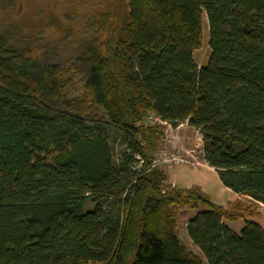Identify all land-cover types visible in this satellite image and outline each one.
Segmentation results:
<instances>
[{
  "label": "trees",
  "instance_id": "16d2710c",
  "mask_svg": "<svg viewBox=\"0 0 264 264\" xmlns=\"http://www.w3.org/2000/svg\"><path fill=\"white\" fill-rule=\"evenodd\" d=\"M116 2L61 65L0 32V264H264L242 201L222 208L146 171L162 128L142 123L186 122L220 184L264 208V0H120V20ZM184 207L204 263L179 239Z\"/></svg>",
  "mask_w": 264,
  "mask_h": 264
},
{
  "label": "rangeland",
  "instance_id": "374dc122",
  "mask_svg": "<svg viewBox=\"0 0 264 264\" xmlns=\"http://www.w3.org/2000/svg\"><path fill=\"white\" fill-rule=\"evenodd\" d=\"M108 1L110 0H0V32L24 54L40 58L44 62L61 65L77 56L81 48L93 37V12L99 4ZM122 12L123 5L118 0L113 5V14L117 20H120ZM208 54L207 25L203 16L202 47L193 53L197 69L205 66ZM76 90H79V87ZM164 132L162 129V139L158 142L156 151H165L168 154L179 152L178 154L182 157L187 151L193 159H189L192 162L189 165L176 163L159 169L165 177L171 172L173 180L181 187L200 182L202 174L201 179L207 181L211 187V189L207 187L204 197L213 202L215 189L212 180L219 186L220 182L215 172L206 168L202 161L198 133L187 125L171 127ZM190 172L200 176L193 177L189 175ZM165 183H167V177ZM195 188L200 191L199 187L195 186ZM218 198L225 204L226 198L222 193H219ZM240 200L244 209L250 214L245 220L258 224L264 231V208L261 205L252 204L247 199ZM201 210L202 208H199V211ZM196 213L186 207L178 210L177 233L185 248L204 263L202 255L191 245L185 233L187 221ZM243 213L233 211L231 214L236 217V222L223 221V224L233 232H238L243 225Z\"/></svg>",
  "mask_w": 264,
  "mask_h": 264
},
{
  "label": "built area",
  "instance_id": "2783aa9c",
  "mask_svg": "<svg viewBox=\"0 0 264 264\" xmlns=\"http://www.w3.org/2000/svg\"><path fill=\"white\" fill-rule=\"evenodd\" d=\"M142 123L145 125H154L161 127L165 132L166 130H170L171 126L163 121H161L159 118L153 116L151 113H148L146 117L142 119ZM182 125H187L186 122L181 123L178 125V127H181ZM166 129V130H165ZM164 132V133H165ZM179 153V152H178ZM178 153H172L168 154L165 151H155L152 159L147 163V170L153 168H161L164 166H171L178 164H191L192 162L190 160L193 159L192 156H190V153L185 151L183 157ZM190 159V160H189ZM137 167H141L143 165V161L140 158H137Z\"/></svg>",
  "mask_w": 264,
  "mask_h": 264
},
{
  "label": "crops",
  "instance_id": "0c3cea01",
  "mask_svg": "<svg viewBox=\"0 0 264 264\" xmlns=\"http://www.w3.org/2000/svg\"><path fill=\"white\" fill-rule=\"evenodd\" d=\"M205 164V163H204ZM206 168L212 170L211 168H209L206 164H205ZM203 171V170H202ZM213 171V170H212ZM171 173V172H170ZM168 173L166 175L167 177V185L171 186V187H174V188H178V189H189L190 187L192 186H197L199 187L200 189V192L202 193V195L204 196L205 195V191L207 190V187H210V184L207 183V181H203L201 178H203V175L201 174L202 177H200V182L196 183V184H188L184 187H181L180 185H177L176 182L173 180L171 174ZM214 173V172H213ZM215 174V173H214ZM189 175H192L193 177L195 176H200V175H197V173H194V172H190ZM216 175V174H215ZM213 178V177H212ZM212 184L214 186V189H215V194H214V200L213 202H210L216 206H219V207H222V208H226L229 204H232L234 203L235 201L237 200H240L241 198H239L237 195L233 194L231 191H229L228 189L224 188L221 184L220 186L219 185H216L215 181L212 180ZM211 189V187H210ZM219 193L223 195V197L226 198V202L225 204L223 202H221V200L219 201V198H218V195ZM241 201V200H240ZM226 206V207H225ZM240 230V228H239ZM238 230V231H239ZM237 233V232H236ZM180 239V238H179Z\"/></svg>",
  "mask_w": 264,
  "mask_h": 264
}]
</instances>
